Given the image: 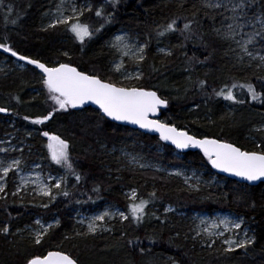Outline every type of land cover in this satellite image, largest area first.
<instances>
[{
    "label": "trees",
    "instance_id": "16d2710c",
    "mask_svg": "<svg viewBox=\"0 0 264 264\" xmlns=\"http://www.w3.org/2000/svg\"><path fill=\"white\" fill-rule=\"evenodd\" d=\"M101 2L91 0L92 11L81 17L93 29L92 37L86 38L82 46L74 35L67 34L66 26H45L46 14L57 0H2L0 43L49 67L70 63L81 71L99 73L107 79L112 75L107 69L110 55L104 46L106 37L117 28L127 29L140 44L148 43L146 59L140 65L144 77L139 84L167 99V107L160 115L162 122L197 138L220 139L242 150H259L257 145L264 140V102L251 100L246 89L239 87L233 91L237 99L245 100L243 104L225 100L213 91H219L225 83L246 82L253 83L257 91H264L261 87L264 80L259 79L264 77V68L256 66L259 61L247 56L241 61L240 49L214 31H227L229 20L221 23L223 18L218 14L223 9H204L202 0H120L111 10L114 19L96 32L99 25L96 9L103 7L105 17L108 13ZM8 5L12 6L11 12ZM262 9L264 0H251L248 14H258ZM224 15L231 16L229 12ZM172 19H177L179 28L186 22L191 23V33H185L190 39L185 40L179 31L157 35ZM159 48L170 50L172 55L159 53ZM249 48L254 54L264 55V41L259 38ZM64 52L69 55L64 56ZM14 62L22 63L24 68L15 67ZM0 65V107L9 110L0 113V133L11 125L13 130L8 131L16 130V134L45 156H48L47 141L41 133L60 135L70 142L73 166L82 177L77 182L70 172L65 174L66 182L61 189L53 191L55 200L52 201L13 195L9 178L0 200V225L7 222L10 228L8 235L0 234V264H25L32 255L57 250L70 253L79 264H264V183L248 185L228 179L212 170L200 152L176 149L157 137L118 126L105 118L101 120V114L93 108H70L56 112L44 124H30L32 119L46 115L52 108L41 72L2 49ZM200 80L206 81L203 89L199 87ZM25 116L29 119L25 120ZM131 139L140 142L143 149L162 146L164 151L160 154L154 150L148 152L156 161L181 164L196 171L203 169L204 179L212 175L222 185L202 186L192 191L182 186L179 179L164 177L157 171L131 168L121 171L109 149L129 148ZM174 152L182 158H175ZM52 167L57 171L56 166ZM97 186L99 192L93 191ZM130 188H135L140 198L151 201L139 226L135 221L124 220L112 224L111 232L100 237L76 238L72 209H90L111 202L130 215L131 201L119 194L122 189ZM63 191L69 195L64 196ZM152 192L156 193L155 197H150ZM241 193L246 195L240 198ZM44 204L48 207H43ZM167 205L175 212L165 213ZM194 212H228L242 217L245 221L242 226L249 230L250 236H255V243L233 252L218 243L202 248L194 243L190 235L192 225L185 218ZM37 217L44 222L59 221L56 227L50 228L41 245H34L33 239L24 234L26 230L23 231L34 226ZM128 240H133L135 246L129 245Z\"/></svg>",
    "mask_w": 264,
    "mask_h": 264
},
{
    "label": "snow or ice",
    "instance_id": "6c2138e0",
    "mask_svg": "<svg viewBox=\"0 0 264 264\" xmlns=\"http://www.w3.org/2000/svg\"><path fill=\"white\" fill-rule=\"evenodd\" d=\"M120 0H110L113 8L118 5ZM0 6L2 0H0ZM8 11L11 12L12 6L8 5ZM201 7L204 9L219 10L223 9L224 12H231V16H225L224 12L218 14L223 20H230L231 23L227 24V31L221 32L220 29H214L217 36L224 40L234 42L240 49L241 55L239 59L242 61L244 56L249 57L251 60H258L257 67L264 68V55L254 54L250 50L249 46L254 45L257 42V38L264 41V9L258 14L248 15L246 9L251 7V0H202ZM85 10L92 11L90 5H84L83 7H77L75 4L71 8V15H64L58 6V15L56 19L48 25L50 28H55L58 25L66 26L67 31L71 32L75 39L83 46L86 38H91L93 35V29L87 23L81 21V17L84 15ZM207 15V13H205ZM95 16L104 18L105 23H111L114 19V12H108L105 17L103 7L96 9ZM215 19V16L212 17ZM195 22V21H193ZM15 23V21H13ZM103 24L96 28L95 31L99 32L103 28ZM245 28H251V31H245ZM179 31L184 36L185 40L191 38L190 35L185 33H191V23H184L183 28H179L177 19H172L165 26H162V30L157 32L158 36H164L166 33H174ZM239 37V39L237 38ZM130 37L126 35H116L114 40L110 43L117 53H119L120 59L112 61V67L110 72L119 76L121 80L115 81L109 76L107 79L102 78L97 73H88L81 71L78 67L72 66L70 63H59L57 66L49 67L45 63H42L39 59H33L25 55H21L13 48L5 43H0V49L5 53H10L12 57H16L21 61H26L29 65H34L36 69H39L42 73L41 80L47 92L49 99L53 102L51 111H48L46 115H39L31 120L33 124H44L47 121L52 120L56 112H66L68 109H76L91 102L98 105L102 116L111 118L114 121H124L133 125H138L141 129L156 132L159 134V139L162 141H168L175 146L176 149H188L199 148L203 155L207 158L208 162L215 169L221 172L229 173L233 176L240 177L248 182L262 181L264 180V140L260 145H257L259 150H242L240 147L233 143L225 142L220 139H209L207 137L198 139L194 135H189L185 130L177 128L167 122H162L159 119H150V116L156 115L161 106L166 107L168 104L167 99L161 98L157 94V91L149 90L139 84L144 77L143 70L140 65L146 59V49L148 43L144 44H130ZM183 47V45H181ZM83 50V48H81ZM235 51V49H232ZM159 52L164 53L166 56L172 55L170 50L166 51L164 48H160ZM64 56H68L67 52L63 53ZM128 57L135 65L132 71L128 70L125 64L124 58ZM155 71V69H153ZM259 79L264 80V77ZM123 81H136V84L125 85ZM199 87L203 89L206 86V81L200 80ZM246 89L247 95L251 97L253 101L264 102V91H257V87L251 83L246 82L244 84L232 83L231 85L225 83L219 91L213 90L215 95L223 97V99L232 101L234 103H245L244 99H237L234 94L236 88ZM264 88V85H261ZM9 110L4 107H0V113H6ZM25 120L29 117L25 116ZM42 136L47 137V150L50 160L57 166L65 169L66 172H70L75 176L77 182L82 177L75 171L73 162L70 157V143L68 140L61 138L60 135L51 134L48 131H43ZM10 149L0 147V153H8ZM12 148L11 151H15ZM23 161L19 158H12L10 160L4 158L0 159V193L5 192L6 178L9 173H14L19 176L20 185L17 188V192L22 187H26L29 183L30 177L20 175V169ZM145 165H141L144 167ZM39 167V165H36ZM179 175V173H177ZM50 180L55 182L51 185L45 183L39 175L32 181L36 184V191L39 195L48 197L50 201L55 200L52 189H61L62 184L66 182L65 176L52 177L49 175ZM187 182V179L186 181ZM99 187H95L93 191L99 192ZM17 193L14 192L13 195ZM64 196H68L67 191H63ZM127 198L131 201L128 205L130 215H126L123 211H109L105 210L99 215H95L90 219L87 226L88 233H96L101 225L98 222L104 221L106 218L113 219L119 217L121 220L135 221L139 226L143 222L147 215L146 208L151 202L140 198L135 188L131 189L130 193H127ZM150 197H155L156 193L149 194ZM246 193H241L240 198ZM3 199V197H0ZM137 200L139 202H137ZM48 207L47 204L42 205ZM255 207L253 202L251 205ZM165 211H171L170 208ZM153 215H155L153 213ZM159 219V217H156ZM202 224L207 222L201 220ZM36 224L39 225L40 221L37 220ZM59 224V221H56ZM245 221L242 217L237 218H224L218 222L213 221L208 227L202 229L204 233L211 239L212 237H224L225 232H232L236 234L237 238L225 237L224 243L228 245L226 249L229 252L236 251L237 249H247L250 245L255 243V236L249 235V230L242 225ZM52 225H48V228H52ZM211 229H217L213 231ZM107 231L108 229H103ZM243 232L242 238L239 237V232ZM10 228L7 222L0 225V234L8 235ZM47 234V229L42 231H36L32 243L34 245H41L44 236ZM201 233L198 231L197 235ZM80 235V233H77ZM67 238V237H66ZM129 245H134L133 240H128ZM215 243V240H212ZM211 246V245H209ZM144 251L143 248L140 249ZM25 264H79L77 258L73 257L70 253L64 251H48L45 255H32L26 259Z\"/></svg>",
    "mask_w": 264,
    "mask_h": 264
},
{
    "label": "rangeland",
    "instance_id": "374dc122",
    "mask_svg": "<svg viewBox=\"0 0 264 264\" xmlns=\"http://www.w3.org/2000/svg\"><path fill=\"white\" fill-rule=\"evenodd\" d=\"M91 0H57V4L54 6L53 9H51L47 14H46V23L45 26L48 27L50 23H52L57 15V8L59 6L60 11L64 13V15H71V8L75 4L78 8L83 7L84 5H90ZM97 2H101L103 6H105V10L108 12H111L114 8L111 6L110 0H96ZM99 8V7H98ZM97 8V9H98ZM248 9H246V12L248 13ZM89 11L85 10L84 14H87ZM230 15H232L231 12H229ZM249 15V14H248ZM250 16V15H249ZM229 23L231 21L229 20ZM87 24H90L87 22ZM98 27H100L101 24L105 25V20L104 18L98 17ZM60 26V25H58ZM64 26V25H62ZM105 26H103L104 28ZM50 28V27H48ZM101 28V30H103ZM245 31H251V28H245ZM67 34L69 36L73 35L71 32L67 31ZM116 35H126L127 37H130L129 43L130 44H140L137 39H135L131 33L127 29H120L117 28L115 31H112L105 40V48L109 51V62H108V71L112 67V61L116 60L117 62L120 59L119 53H117L113 48H111L110 43L114 40V37ZM73 37V36H71ZM239 39V37H237ZM233 45L235 47H238L234 42ZM239 48V47H238ZM160 49V48H159ZM158 49V51H159ZM166 50V48H164ZM168 51V50H166ZM161 53V52H159ZM164 54V53H161ZM125 64L128 67L129 71H132L133 67L135 66L128 57L124 58ZM15 67H18L19 69L24 68V65L19 62H14ZM1 68V65H0ZM111 73V77L115 81L121 80V78L114 73ZM99 74V73H98ZM100 75V74H99ZM125 85L128 84H136V81H123ZM30 124H33L29 122ZM7 129L3 130L2 133H0V147L3 148H8L10 149L8 153H0V159H12V158H19L23 161L21 165L20 175L30 177L31 179L29 180V183L26 187L20 188V190L17 192V188L20 185V179L19 176L14 174V173H9V176L6 178V188L7 184L9 182V178L11 180V183L13 184V192H16L20 198H43V199H49L48 197L41 196L37 193L36 191V184L33 183L32 181L35 180L36 176L39 175L40 178L47 184L51 185L55 181L50 180L48 177L51 175L52 177H59V176H65V174L69 173L66 172L65 169L61 168L60 166L55 165L51 160L48 155V150L46 151L48 156H45L43 153H38L35 151L31 144L27 143L26 140L21 137L19 134H16V130L14 132H10L8 130H13L11 125H8L6 127ZM18 130H22V128H19ZM20 132V131H19ZM44 137V136H43ZM47 140V137H44ZM46 142V143H47ZM70 143V142H69ZM130 147H116L113 146L111 149H109L110 152L114 153V156L116 158L117 163L120 164L119 169L125 170L127 168H131L133 170H153L160 172L164 177H175L181 181L182 186H184L188 190L192 191H198L200 187L202 186H213V185H219L221 186L222 183L216 180V177L209 175L205 179L203 178V175H205V171L202 170H193V169H187L181 164L177 165H167V164H162L159 161H156L152 157H149V151L154 150V152H157L160 154L163 150L162 146H151L148 149H143L141 146V143L131 139L130 140ZM12 148H15V151H11ZM71 148V145H70ZM104 149V148H103ZM71 154V153H70ZM173 156H176L175 158H182V155L177 154L176 152L172 153ZM36 165H39V167H36ZM141 165H145L144 167H141ZM52 166H56L58 169L55 171V169ZM60 169V170H59ZM179 173V175L177 174ZM187 179V182H185ZM62 187V186H61ZM5 188V190H6ZM56 190L55 188L52 189V192ZM130 189H122L119 194L123 196L126 200H129L127 198V193H130ZM138 196L139 192L137 191ZM5 194V192H4ZM0 197H4L3 193H0ZM1 200V199H0ZM130 201V200H129ZM138 201V200H137ZM170 208L171 211H165V209ZM164 212L165 213H174L175 210L172 206H165ZM105 210L109 211H122V209L114 203L107 202L103 204H97L96 207L92 208H86V207H76L72 209L71 217L73 219V223L75 224V232H76V238H81V236H92V237H100L102 235H105L106 233L111 232V227L112 224L114 225L115 223H123L124 220H121L118 216L113 218V219H108L106 218L102 222H98L101 225V228L94 234L88 233L87 231V226L88 223L90 222V219L95 216L103 213ZM182 216H185L181 214ZM186 220L189 221V224L192 225L190 235L194 241L195 244H198L203 247L210 248L214 244L218 243L222 245L225 249L228 248V245L225 244L224 238L225 237H231L233 239L237 238L236 234L232 232H225L224 237H212L211 239L208 237L206 233L202 231L203 228L208 227L212 224L213 221H219L220 219L224 218H237L235 215H232L228 212H216L214 214H207V213H192L189 216H185ZM39 220L40 224L37 225L36 221ZM201 220L206 221V224H202ZM56 221L58 219H53L48 222L42 221L41 218L37 217L34 219V226L32 227H25L23 231L26 230L24 234L29 236L31 239H33V236L36 231H42L43 229H47V234L50 230L48 228V225H52L53 227H56ZM103 229H108L107 231ZM242 229L244 227L242 226ZM213 231H217V229H211ZM200 232V235H197V232ZM239 232V237L242 238L243 232L241 230H237ZM77 233H80V235H77ZM212 240H215V243H212ZM211 245V246H209Z\"/></svg>",
    "mask_w": 264,
    "mask_h": 264
},
{
    "label": "water",
    "instance_id": "95a60500",
    "mask_svg": "<svg viewBox=\"0 0 264 264\" xmlns=\"http://www.w3.org/2000/svg\"><path fill=\"white\" fill-rule=\"evenodd\" d=\"M27 63V62H26ZM33 67H35L34 65H32ZM37 70H39V69H37ZM40 71V70H39ZM42 74V73H41ZM83 108H93V109H96L97 111H99L100 112V110H99V107H98V105H95V104H93V103H91V102H89V103H87V104H85L84 106H82V107H79V108H77V109H83ZM166 107H164V106H161V108L159 109V111H158V113L156 114V115H153V116H150V119H159L160 120V110H163V109H165ZM100 114L102 115V113L100 112ZM106 120H108V121H110L111 123H113V124H116V125H118V126H122V127H127V128H129V129H132V130H135V131H138V132H140V133H142V134H145V135H148V136H151V137H157V138H159V134L158 133H156V132H152V131H148V130H146V129H141V128H139V126L138 125H133V124H130V123H128V122H124V121H114V120H111V118H108V117H104ZM190 135V134H189ZM198 139H201V138H198ZM163 142H165L166 144H170V145H172L170 142H168V141H163ZM172 146H174V145H172ZM175 147V146H174ZM191 148V147H190ZM192 150H195V151H198V152H200L201 154H203V152L199 149V148H191ZM181 150V149H180ZM183 150H187V149H183ZM211 165V164H210ZM211 168H212V170H214L215 172H217L218 174H221L222 176H224V177H226V178H228V179H231V180H235L236 182H239V183H242V184H248V185H257V184H260V183H264V180H262V181H255V182H248V181H245V180H243L242 178H240V177H236V176H233V175H231V174H229V173H224V172H221V171H219L218 169H215V168H213L212 166H211ZM47 253V252H46ZM45 253V254H46ZM44 254V255H45Z\"/></svg>",
    "mask_w": 264,
    "mask_h": 264
},
{
    "label": "bare ground",
    "instance_id": "6f19581e",
    "mask_svg": "<svg viewBox=\"0 0 264 264\" xmlns=\"http://www.w3.org/2000/svg\"><path fill=\"white\" fill-rule=\"evenodd\" d=\"M161 120V119H160ZM163 142V141H162Z\"/></svg>",
    "mask_w": 264,
    "mask_h": 264
}]
</instances>
